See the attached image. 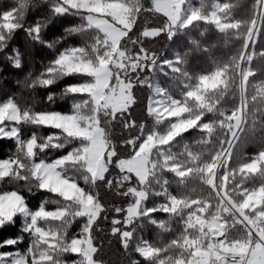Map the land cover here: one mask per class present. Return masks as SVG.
I'll return each mask as SVG.
<instances>
[{"label":"snow or ice","instance_id":"6c2138e0","mask_svg":"<svg viewBox=\"0 0 264 264\" xmlns=\"http://www.w3.org/2000/svg\"><path fill=\"white\" fill-rule=\"evenodd\" d=\"M150 3L157 5L155 10L159 11L158 0H150ZM180 3L183 0H175L172 5L175 11L161 13L166 20L165 28L144 27L138 38L128 36L135 24L131 20L134 9L128 6L127 0H122L115 8L110 0H50L51 16L27 27L24 19L29 0H19L18 7L2 13L0 52H4L11 37L22 28L32 41L48 48H53L60 39L75 33L85 36L91 30L95 36L91 42L85 39L82 46L56 50L55 58L31 81L33 88L50 89L60 80L75 79L77 82L65 83L59 94L50 90L46 96L50 106L57 105L58 100L70 101V111L63 112L51 107L41 111L22 109L13 98L0 103V140L12 139L17 145L15 156L0 159V179L9 177L16 182L24 181L29 193L34 187L37 191L56 197L42 201L36 210H32L20 191L0 193V229L15 224L16 218L20 217V232L32 237L31 246L24 253L0 252V264H66L61 259L64 254L79 257L72 264H100L94 259L98 249L94 245L92 231L101 213L106 210L99 193L94 191L98 182L105 183L108 189H112L115 183L118 194L132 198L126 208H114V212L123 214V218L111 220V232L120 237L124 249L129 248L136 237V229L142 227L145 220L167 230L166 224L154 219L153 214H175L178 201L168 199L167 181L163 182L162 191L152 192L151 187L152 181L161 184L156 180L155 169L158 165L152 163V154L158 143L165 140V135L146 132L143 124L137 125L134 120L125 117L130 115L129 109L136 103L133 89L137 85H147L156 96L162 97L160 87H152L149 77L141 79L140 73H154L157 67L161 72L164 68L174 72L181 63L182 55L189 54L181 51L175 53L173 59H163L143 46L144 39L164 36L172 42L184 39V48L199 47V40L191 34L192 20L197 17L193 13L192 20L182 22V12L178 8ZM101 9H106L104 15L112 17L110 22L102 18ZM64 14H75L83 23L67 27L63 37L49 43L42 35L43 30L53 17ZM138 19L139 14L136 15ZM128 39L138 46L134 55H129L126 45L122 43ZM22 58L19 50H13L7 56L16 69L22 68ZM163 104L162 98L150 96L148 99L147 113L154 117L156 125L165 118ZM118 114L125 129L139 128V135L123 141L125 146L132 149L127 157H121L117 144L112 142L106 131L107 125L116 120ZM102 120L105 126H102ZM21 125L55 131L46 137L33 132L30 138L23 139ZM175 127L170 126L169 131ZM46 151H62L64 154L50 161L39 158V154ZM261 157H264V153L255 158ZM113 166L118 169L119 175L108 178ZM81 180L88 190L81 187ZM126 185V190L120 192ZM150 192L165 197L166 202L154 207L147 206L145 202ZM243 195L247 197V193ZM49 203L56 205L55 210L46 208ZM229 203L230 208H221L222 214L233 216L235 219L231 227L234 228L237 223L242 225L248 232L247 239L220 240L217 237L206 249L202 244L197 245L201 248L199 255H193L196 242L191 239L165 247L154 246L141 239L136 244L135 252L150 260L151 264H264V201L259 204L246 201ZM248 212L256 215H248ZM77 218H84L85 222L79 234L69 238L67 230ZM104 218L107 219V215ZM187 227L195 228L196 224L187 223ZM229 230L227 222L217 224L213 229L224 237H227ZM23 239V235L6 238L0 241V248L16 246ZM172 246L179 249L181 258L168 255ZM185 256L190 257V261L186 262L183 259ZM131 264H137V261L133 260Z\"/></svg>","mask_w":264,"mask_h":264},{"label":"trees","instance_id":"16d2710c","mask_svg":"<svg viewBox=\"0 0 264 264\" xmlns=\"http://www.w3.org/2000/svg\"><path fill=\"white\" fill-rule=\"evenodd\" d=\"M260 1L193 0L195 9L201 15L193 20L191 25V34L200 42L198 48H184L186 44L184 39H178L175 42L167 40L164 36L144 39L143 46L163 59H173L175 53L181 51L189 53L182 55L181 63L176 66L177 70L174 72L167 68L161 72L157 67L154 73L144 71L140 73V77L141 79L149 77L151 84L159 85L165 93L185 102L191 109L185 115L196 116L198 121L177 134L168 143L159 146L161 150L155 149L152 154V162L156 161L155 164L158 165L155 169L156 180L161 182V184L151 182L152 192L162 191L163 182L167 181L168 199L178 201L176 205L178 211L175 214H153L154 219L166 224L167 230L145 220L142 222L143 226L136 229V237L129 248L124 249L120 237L111 232V220L123 218V214H116L114 208H126L132 198L118 194L115 183L112 189H108L103 182L97 183L94 191L99 193L100 201L106 210L101 213L92 231L94 245L98 249L94 259L101 264H131L133 260L137 261V264H151L150 260L135 252L136 244L141 239L159 247L175 245L177 241L182 244L187 237L198 235V231L194 228L187 227L192 214L196 212H202L206 219L217 215L225 218L230 226L225 238L247 239V230L239 223L235 224L234 228L231 227L235 218L227 213L222 214L221 208L229 207L209 183L207 167L210 163L221 159L230 146L219 169L221 177L228 175L224 192L229 202L241 201L243 196L241 191H254L264 186V164L257 172H247L243 169L248 161L264 152V7L260 10ZM127 2L134 9L132 23L135 26L128 33L130 38H138L144 27H166V20L161 12L148 10L152 8L150 0H127ZM217 2L223 7L220 11L221 17L229 23L225 28H220L214 21L202 17L207 15ZM18 6L19 0H0V16L4 11ZM25 13V27L34 25L38 20L47 19L51 16L50 0H29ZM137 14L140 17L138 20H136ZM256 21L259 23L255 30ZM81 23H83L82 19L75 14L57 15L51 19V23L43 30L42 35L51 43L63 37L67 27L78 26ZM94 36L95 32L91 30L85 36L75 33L66 39H60L53 48H48L32 41L23 28L16 31L4 52H0V103L13 98L22 109L32 108L34 111H41L51 107L63 112L70 111V101L58 100L57 105L50 106L46 96L50 90L59 94L65 83L77 82L75 79L60 80L50 89L39 86L33 88L31 81L44 71L46 64L55 58L56 50H62L68 46H82L85 39L91 42ZM122 43L126 45L129 55H134L135 51H138V46L131 44L130 39ZM13 50H19L23 54L20 69L13 68L7 59ZM246 51L248 56L245 65L249 68V74L243 89L239 64ZM218 72L221 73L220 83L209 89L202 100L198 101L194 96H189V90L200 83L202 76ZM132 75L135 76V74ZM26 79L27 83H25ZM133 95L136 103L131 106L130 115H126L125 119L134 120L137 125L143 124L146 132H154L155 129L159 132L166 131L170 123L169 119H163L159 125H156L154 117L147 113L151 88L147 85H137L133 89ZM238 111H241L239 123L235 116ZM101 124L105 126L103 120ZM53 131L55 130L21 125L23 139L30 138L33 132L46 137ZM106 131L112 142L117 144L121 157H127L132 149L131 146H125L123 141L139 135V128L125 129L118 114L117 119L107 125ZM16 148L14 140H0V159L15 156ZM158 153L168 156L165 162L168 167L162 165L163 157ZM62 154H64L62 151H46L40 153L39 158L50 161ZM118 175V169L111 167L108 178H115ZM80 185L88 190V186L82 180ZM127 186L119 191L126 190ZM6 191H20L25 195L32 210H36L44 200L56 199L53 194L37 191L34 187L32 193H29L24 181L16 182L9 177L0 179V193ZM164 202H166L165 197L155 196L150 192L145 203L149 207H154ZM46 208L55 210L56 205L49 203ZM105 215L107 219L104 218ZM236 216L238 217L237 214ZM84 222V218H77L67 230L68 237L79 234ZM20 227L21 218L17 217L15 224L0 229V241L9 237L21 235L24 237L18 245L0 248V252L24 253L27 251L31 246L32 237L21 233ZM168 255L181 258L180 251L175 246L171 247ZM61 259L66 264H72V261L79 257L64 254ZM183 259L188 262L190 257L185 256Z\"/></svg>","mask_w":264,"mask_h":264},{"label":"rangeland","instance_id":"374dc122","mask_svg":"<svg viewBox=\"0 0 264 264\" xmlns=\"http://www.w3.org/2000/svg\"><path fill=\"white\" fill-rule=\"evenodd\" d=\"M137 1V0H136ZM122 2V0H110L111 5L113 8L116 7L118 3ZM175 2V0H158V12H173L175 9H173L172 5ZM128 6L133 7L130 3H128ZM152 11L157 12L156 7L157 5H153L151 3ZM264 7V0L260 1V10ZM178 8L181 10L182 15L180 16L181 21H189L192 20L193 13H195L196 17L199 18L201 15L198 13V11L195 9L193 0H183V3H180L178 5ZM222 5L217 2L213 9L205 16H202L204 19L212 20L214 21L220 28H225L229 25L220 15V11L222 9ZM106 9H101V14L102 18L105 19L106 21H111L112 17L110 15H104V12ZM134 12L131 13V20L133 21L134 18ZM193 21V20H192ZM259 21H256V26L255 30L258 27ZM119 27V25H117ZM252 37V36H251ZM248 56V51L244 53L242 56V60L239 64V70H240V79H241V87L245 89V83L247 76L249 74V68L245 65V60ZM221 81V73H215L212 75H204L201 77L200 83L197 84L195 87H193L191 90H189L188 94L189 96H194L198 101L202 100L204 97V94L211 88L217 86ZM152 87H160L157 84H152ZM162 90V97L156 96L155 93H153L152 88H151V96L159 99L162 98L164 100V104L162 106V111L164 113V119H169L170 123L164 132H159L158 129H155L154 132L159 133V134H164L165 135V140L163 142L158 143V146L156 149H159V146L168 143L173 137H175L177 134L181 133L182 131L188 129L189 127L195 125L198 121V117L193 116V115H188L186 116L185 113L190 112L191 109L188 108L187 104L180 99L173 98L169 94L165 93L164 90L160 87ZM244 102V100H243ZM244 103L242 104V106ZM190 114V113H189ZM237 119V123H239V120L241 118V111H238V113L235 115ZM176 125L175 128H172L171 131H169L170 126ZM237 134V133H236ZM236 134L234 136V139L236 137ZM234 142V140H233ZM232 142V144H233ZM230 149V146L228 149L224 152L222 155L221 159H218L212 163H210L207 167V173H208V181L209 183L216 189V191L220 194V196L223 198L224 203L228 205L230 208V203L229 200L227 199V196L224 192V187L225 184L227 183V174H225L223 177H221L219 174V169L222 161L226 157L228 151ZM264 153V152H262ZM258 156V155H257ZM255 156V157H257ZM162 165L168 167L165 165V162L168 160V156L166 154L162 155ZM253 157L250 161H248L244 166L243 169L246 170L247 172H257L261 169L262 164H264V157H261L260 159H256ZM153 164L156 163L152 162ZM242 194L247 193V197L244 195L242 196L241 201H246L247 203H253L259 204L261 201H264V189L258 188L254 191H241ZM241 201H239L237 204H239ZM239 216V213H237ZM248 215L255 216L256 213L254 212H248ZM210 220H218L220 221L219 223L224 224L227 222V220L220 215L217 216H212L209 219H206L202 212H196L193 213L190 219L189 223H195L196 227L194 228L196 231H198V235L194 237H187L186 239H191L194 242V253L193 255H199L201 252V248L198 247L197 245L202 244L203 248H207L209 243L214 241V237L209 235V222ZM228 224V222H227ZM203 233V235H202ZM248 238V236H247ZM253 240H255V234L253 233ZM220 240H224L225 237L223 236L222 238H219ZM190 261V259H189ZM101 264V263H100Z\"/></svg>","mask_w":264,"mask_h":264},{"label":"built area","instance_id":"2783aa9c","mask_svg":"<svg viewBox=\"0 0 264 264\" xmlns=\"http://www.w3.org/2000/svg\"><path fill=\"white\" fill-rule=\"evenodd\" d=\"M214 221H216V223H219V222H220V221H218V220H210L209 225H208L209 232H210L209 235L212 236V237H214V238H217L218 236H216L215 232L212 231V229H211V227H210L211 223L214 222ZM219 224H222V223H219ZM222 237H223V236H221L220 238H222ZM218 238H219V237H218Z\"/></svg>","mask_w":264,"mask_h":264},{"label":"bare ground","instance_id":"6f19581e","mask_svg":"<svg viewBox=\"0 0 264 264\" xmlns=\"http://www.w3.org/2000/svg\"><path fill=\"white\" fill-rule=\"evenodd\" d=\"M217 224H219V223H216V221H214V222L211 223L210 227H211L212 231H213V229L216 228V225H217ZM214 232H215V231H214ZM215 234H216V236H218L219 238L222 236V235H219V233H217V232H215Z\"/></svg>","mask_w":264,"mask_h":264},{"label":"clouds","instance_id":"9594fccd","mask_svg":"<svg viewBox=\"0 0 264 264\" xmlns=\"http://www.w3.org/2000/svg\"><path fill=\"white\" fill-rule=\"evenodd\" d=\"M241 250H243V249H241Z\"/></svg>","mask_w":264,"mask_h":264}]
</instances>
